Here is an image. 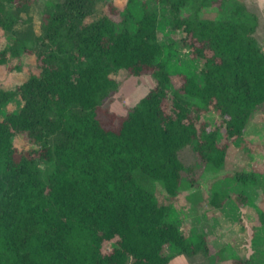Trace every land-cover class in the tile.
<instances>
[{"label": "trees", "instance_id": "trees-1", "mask_svg": "<svg viewBox=\"0 0 264 264\" xmlns=\"http://www.w3.org/2000/svg\"><path fill=\"white\" fill-rule=\"evenodd\" d=\"M157 1L168 4L189 56L201 61L198 76L185 74L171 89L158 16L146 3L135 9L128 0L118 23L88 21L97 0H59L37 38L38 73L13 91L0 88V106L17 95L23 101L0 118V264H168L167 247L210 254L205 235L188 240L166 220L168 207L135 171L173 196L184 169L180 149L221 167L228 140L240 138L264 105V52L245 20L182 17L188 0ZM30 2L0 0V28L12 31ZM9 53L19 50H0V67ZM120 69L154 79L125 115L106 106L118 88L111 74ZM210 109L221 118L223 141L219 127L202 119ZM20 133L34 146L18 151L12 138ZM39 161L53 163L45 180Z\"/></svg>", "mask_w": 264, "mask_h": 264}, {"label": "rangeland", "instance_id": "rangeland-1", "mask_svg": "<svg viewBox=\"0 0 264 264\" xmlns=\"http://www.w3.org/2000/svg\"><path fill=\"white\" fill-rule=\"evenodd\" d=\"M57 1L31 0L12 31L0 28V50L8 46L19 50L16 56L9 53L7 62L0 67L1 89L13 91L31 74L38 73L35 52L40 44L37 38L43 34L46 15L54 10ZM133 1L135 9L146 3L157 13L158 40L170 59L167 70L172 75L171 89L178 87L185 74L198 76L202 63L189 56L181 42L185 33L173 26L168 4L157 0ZM127 3L128 0H97L88 21L109 16L119 23ZM132 14L130 12V17ZM180 16L245 20L255 25L254 35L264 52V0H188ZM111 77L118 88L106 106L116 115L128 113L154 86L149 74L133 76L120 69ZM22 103L18 95L13 97L0 106V118L17 112ZM202 119L210 128L219 127V140H225L221 118L215 110L203 112ZM12 142L20 152L34 146L26 133L16 134ZM228 143L225 161L219 168L202 161L191 147L180 149L178 157L184 169L181 185L173 196L166 192L161 181L135 171L140 183L155 194L160 204L168 207L167 221L175 223L188 240H194L199 234L207 239L208 256L178 254L167 247L165 252L171 254L168 264H231L239 258L264 264V224L260 220L264 212V105L253 112L242 136ZM52 167L51 162L39 161L40 177L45 180ZM238 173L248 175L251 180L238 179ZM109 247L110 243L104 245L106 250Z\"/></svg>", "mask_w": 264, "mask_h": 264}]
</instances>
